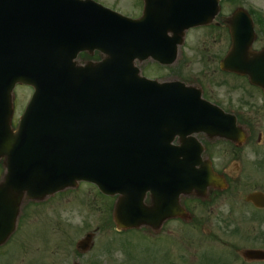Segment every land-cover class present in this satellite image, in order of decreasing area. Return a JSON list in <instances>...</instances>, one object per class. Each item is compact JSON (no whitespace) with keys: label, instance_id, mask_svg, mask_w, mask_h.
I'll return each instance as SVG.
<instances>
[{"label":"water","instance_id":"1","mask_svg":"<svg viewBox=\"0 0 264 264\" xmlns=\"http://www.w3.org/2000/svg\"><path fill=\"white\" fill-rule=\"evenodd\" d=\"M168 8L155 15L146 12L135 22L92 1L0 0V160L7 170L0 183V246L15 231L25 199L41 201L79 181L93 182L108 195L120 194L114 216L120 229H157L169 218L186 216L180 195L212 185L213 173L200 185L193 173L179 175L183 163L171 155L170 139L166 141L173 135L171 126L181 124L178 115L187 112L196 114V132L208 129L201 113L207 107L189 101L185 95L190 90L183 85L175 90L143 82L133 67L135 58L160 56L166 49L162 37L177 19V6ZM233 34L234 47L223 68L251 75L254 84L264 87V52L250 53L252 42L241 45L238 31ZM61 39L68 54L74 49L68 56L58 48ZM97 43L106 54L103 62L78 68L76 53ZM97 73L102 74L99 101L92 91L78 92L75 83ZM17 83L32 85L36 92L14 132L12 94ZM148 191L152 208L144 203ZM177 200L180 212L172 209L161 217ZM91 239L89 235L81 243L84 250ZM245 255L264 259L263 252Z\"/></svg>","mask_w":264,"mask_h":264},{"label":"rangeland","instance_id":"2","mask_svg":"<svg viewBox=\"0 0 264 264\" xmlns=\"http://www.w3.org/2000/svg\"><path fill=\"white\" fill-rule=\"evenodd\" d=\"M96 1L128 16H138L139 0ZM233 1L227 0L230 4L223 5L217 20H225L233 14L236 8ZM248 2L264 12V0ZM223 29L190 31L180 48L179 59L171 66L161 68L147 61L139 67L146 76H157L162 81L197 80L213 102L237 114L241 124L253 130L251 142L240 150L238 157L243 163L249 159L250 164V158L257 161L252 154L255 147H264L263 97L245 78L220 70V60L230 46L229 35ZM256 31V47H264V26L258 24ZM29 90L16 89L14 127L29 99ZM212 147L213 155L205 156L221 171L235 155H231L230 145L217 143ZM258 151L264 154V149ZM259 156L262 166L256 169L250 164L248 172L234 183L233 188L239 193H223L213 205L198 202L195 196L183 198L187 210L193 213V220L167 222L157 233L148 228L119 232L113 221L117 197H105L88 183H80L75 189L58 193L39 204L28 202L21 211L17 233L0 248V264H207L205 260L214 264H264L243 258L247 250L264 251V223H248L238 228L235 218L227 215L234 203L245 205L246 193L264 187V179L257 178L264 177V155ZM1 167L0 180L5 171ZM236 229L241 232L235 234ZM89 233L94 235L93 247L83 255L76 246Z\"/></svg>","mask_w":264,"mask_h":264},{"label":"flooded vegetation","instance_id":"3","mask_svg":"<svg viewBox=\"0 0 264 264\" xmlns=\"http://www.w3.org/2000/svg\"><path fill=\"white\" fill-rule=\"evenodd\" d=\"M220 27H223L227 32H229L228 25L220 23ZM259 49L262 50V49H264V47H261ZM190 83L197 85L204 90L203 86L199 85L200 84L199 81L195 80V81H192ZM258 91H260L262 96L264 97V92L261 89H258ZM204 94H205V91H204ZM224 109H226V108H224ZM245 127H246L247 132H248L249 137H250L251 136L250 134H252L253 130L251 129V127L248 128L247 125H245ZM198 140H199V142L202 143V145L204 147V154L203 155H213V153H212L213 148H212V144H211L212 142L206 136H202L200 138L198 137ZM258 144H260V141H258ZM232 145L234 146L233 149H235V147L236 148L238 147V145H235L233 143H232ZM232 145L230 144V146H232ZM238 148H240V147H238ZM231 155H240V151L232 150ZM245 160H246V162L248 161V159H245ZM243 170L247 171L248 166L244 165ZM238 171H240V168L232 167V165H229L226 168L222 169V173L224 175H227L228 177H230V179H232V180L236 178V176H233V175L235 174V172H238ZM263 179H264V177H263ZM235 190L236 189H233L231 191L232 195H234V193H239V191H235ZM212 193L213 194L211 195V197L214 200L212 201V203H210V205H213L217 201V199H215V198L220 196L218 191H216V192L213 191ZM256 193L264 196V187L260 186V188H257L256 190H253V191H251L245 195L244 201L246 202L247 206L236 207L235 204L231 205L232 208L230 209L229 213H227V215L229 214L228 216L235 218V220L240 219L242 222H250V223L259 224V225H261V223L263 224L264 223V208H260L255 202H252L251 200H249L250 195L256 194Z\"/></svg>","mask_w":264,"mask_h":264}]
</instances>
